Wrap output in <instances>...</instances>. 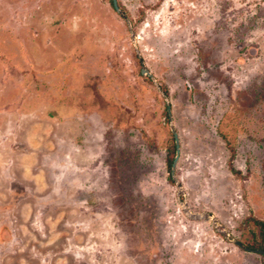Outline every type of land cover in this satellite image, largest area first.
<instances>
[{"label":"rangeland","instance_id":"obj_1","mask_svg":"<svg viewBox=\"0 0 264 264\" xmlns=\"http://www.w3.org/2000/svg\"><path fill=\"white\" fill-rule=\"evenodd\" d=\"M116 1L0 0V264H264V0Z\"/></svg>","mask_w":264,"mask_h":264},{"label":"water","instance_id":"obj_2","mask_svg":"<svg viewBox=\"0 0 264 264\" xmlns=\"http://www.w3.org/2000/svg\"><path fill=\"white\" fill-rule=\"evenodd\" d=\"M113 5H114V8H115L118 12H120L116 0H113ZM120 14H121V16H122L124 19H126V16H125L124 13H120ZM142 74H147V75L151 76L150 73H149L148 71H146V70H143V71H142ZM167 111H168V115L171 117V108H170V106H168ZM173 134H174L175 143H176V156H175L174 161H173V164H172V168L174 169V167H175V165H176V163H177V161H178V158H179V152H180L179 150H180V149H179V140H178V136H177L176 132H174V130H173ZM172 171H173V170H172ZM237 245L240 246V247H242V248H245L241 243H238V242H237ZM245 249H246V248H245ZM246 250H248V251H250V252H253V251L250 250V249H246ZM256 252H258V253L264 255V251H262V250H259V251H256Z\"/></svg>","mask_w":264,"mask_h":264},{"label":"trees","instance_id":"obj_3","mask_svg":"<svg viewBox=\"0 0 264 264\" xmlns=\"http://www.w3.org/2000/svg\"><path fill=\"white\" fill-rule=\"evenodd\" d=\"M170 165H171V162H170ZM255 223L260 228L261 245H258L256 247L252 246L251 248H255V249H259V250L264 251V222L255 221Z\"/></svg>","mask_w":264,"mask_h":264}]
</instances>
